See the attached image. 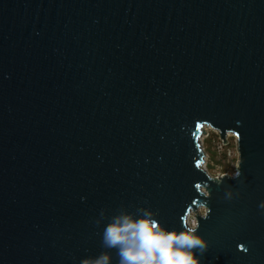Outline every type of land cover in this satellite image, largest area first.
<instances>
[{"label": "water", "instance_id": "water-1", "mask_svg": "<svg viewBox=\"0 0 264 264\" xmlns=\"http://www.w3.org/2000/svg\"><path fill=\"white\" fill-rule=\"evenodd\" d=\"M261 202L264 0H0V264H118L103 229L138 208L196 224L200 264H264Z\"/></svg>", "mask_w": 264, "mask_h": 264}, {"label": "clouds", "instance_id": "clouds-1", "mask_svg": "<svg viewBox=\"0 0 264 264\" xmlns=\"http://www.w3.org/2000/svg\"><path fill=\"white\" fill-rule=\"evenodd\" d=\"M259 207L264 208V202ZM197 230L196 224L179 232L168 230L147 208L135 213L121 210L104 227L101 243L103 248L117 251L118 264H200L196 250L203 253L208 244ZM80 264H112V256L105 251L83 258Z\"/></svg>", "mask_w": 264, "mask_h": 264}, {"label": "rangeland", "instance_id": "rangeland-1", "mask_svg": "<svg viewBox=\"0 0 264 264\" xmlns=\"http://www.w3.org/2000/svg\"><path fill=\"white\" fill-rule=\"evenodd\" d=\"M207 132L202 136V144L205 150L206 161H204L209 173L218 177L228 171V175H234L238 171L239 153L237 148V139L233 133L227 134V144H225L219 136L218 131L206 128ZM216 152L217 160L213 161L212 153ZM226 154V157H225ZM212 161L214 163H212ZM224 168L227 170L225 171Z\"/></svg>", "mask_w": 264, "mask_h": 264}, {"label": "trees", "instance_id": "trees-1", "mask_svg": "<svg viewBox=\"0 0 264 264\" xmlns=\"http://www.w3.org/2000/svg\"><path fill=\"white\" fill-rule=\"evenodd\" d=\"M225 157H226V154H225ZM212 159H213V161H217V162H219V163L221 162V161L217 160V154H216V152H213V153H212ZM213 161H212V163H214ZM224 170L226 171L227 169L224 168ZM224 173L226 174V173H228V171H226V172H224Z\"/></svg>", "mask_w": 264, "mask_h": 264}, {"label": "built area", "instance_id": "built-area-1", "mask_svg": "<svg viewBox=\"0 0 264 264\" xmlns=\"http://www.w3.org/2000/svg\"><path fill=\"white\" fill-rule=\"evenodd\" d=\"M206 132H207V130H206V128H205V133H206ZM205 133H204V134H205ZM204 134H203V135H204ZM203 135H202V136H203ZM200 142H201V144H202V137L200 138ZM202 147H203V144H202ZM203 148H204V147H203ZM206 169H207V168H206Z\"/></svg>", "mask_w": 264, "mask_h": 264}, {"label": "bare ground", "instance_id": "bare-ground-1", "mask_svg": "<svg viewBox=\"0 0 264 264\" xmlns=\"http://www.w3.org/2000/svg\"><path fill=\"white\" fill-rule=\"evenodd\" d=\"M206 157H207V156H206ZM205 161H206V158H205ZM203 168H204V169H206V166H205V164L203 165Z\"/></svg>", "mask_w": 264, "mask_h": 264}]
</instances>
